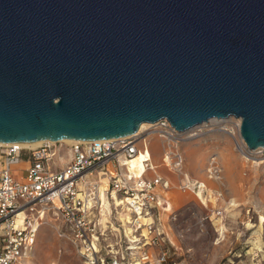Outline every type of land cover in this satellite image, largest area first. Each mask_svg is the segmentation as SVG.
<instances>
[{
  "label": "water",
  "instance_id": "obj_1",
  "mask_svg": "<svg viewBox=\"0 0 264 264\" xmlns=\"http://www.w3.org/2000/svg\"><path fill=\"white\" fill-rule=\"evenodd\" d=\"M231 116L264 147V0H0V143Z\"/></svg>",
  "mask_w": 264,
  "mask_h": 264
},
{
  "label": "built area",
  "instance_id": "obj_2",
  "mask_svg": "<svg viewBox=\"0 0 264 264\" xmlns=\"http://www.w3.org/2000/svg\"><path fill=\"white\" fill-rule=\"evenodd\" d=\"M151 124L113 139L44 141L37 147L0 143V264H30L47 214L58 217L59 236L73 242L85 264L168 263L163 245L155 260L143 251L160 243V214L170 210L163 195L169 182L156 170L150 138L163 141L164 165L184 176L182 188L200 189L203 183L188 179L180 145L199 136L206 124L185 132L166 118ZM237 147L248 160L264 162V147L251 150L239 142ZM141 152L146 155L144 165L136 173L131 163ZM210 158L208 173L220 178L219 158ZM23 160L27 173L19 177L13 168ZM110 232L116 233L113 242Z\"/></svg>",
  "mask_w": 264,
  "mask_h": 264
},
{
  "label": "rangeland",
  "instance_id": "obj_3",
  "mask_svg": "<svg viewBox=\"0 0 264 264\" xmlns=\"http://www.w3.org/2000/svg\"><path fill=\"white\" fill-rule=\"evenodd\" d=\"M205 124L200 135L180 145V149L188 179L203 183L206 203L197 195L198 188H182L184 176L164 165L163 141L150 138L156 152V170L169 182L163 195L170 210L160 214V243L147 245L143 251L155 260L163 245L169 251L166 264H264V162L248 160L238 149L237 142L246 143L238 117L213 119ZM225 125L235 130L234 136L221 129ZM215 155L222 166L220 178L211 177L207 169L210 157ZM56 162L60 165L58 159ZM13 169L19 177L26 176L24 160ZM59 227L55 214L44 217L30 264H85L73 242L59 236ZM109 235L110 241H115L116 233ZM140 240L145 238L141 236ZM133 257L130 255V260Z\"/></svg>",
  "mask_w": 264,
  "mask_h": 264
},
{
  "label": "bare ground",
  "instance_id": "obj_4",
  "mask_svg": "<svg viewBox=\"0 0 264 264\" xmlns=\"http://www.w3.org/2000/svg\"><path fill=\"white\" fill-rule=\"evenodd\" d=\"M213 120V119H212ZM240 125H241V118H238V126L240 127ZM152 126V124L151 123H143L142 125H141V127H140V130H139V132H141V131H144V130H147V128H150ZM221 129H223V130H226L227 132H229V134H231V135H235V130L232 128V127H229V126H226L225 125V127H221ZM67 142H72L73 140H70V139H67L66 140ZM44 141H36V142H17V143H15V144H17V145H20V146H25V147H37V146H40L42 143H43ZM4 144H6V145H8L7 143H4ZM145 154L143 153V152H141L140 154H137L135 157H134V159H133V161H132V166H133V170L136 172V173H139L140 171H141V169L143 168V165H144V163H143V160H144V158H145ZM254 162H256V163H258V164H260V163H262L261 161H257V160H255ZM190 181V180H189ZM191 182V181H190ZM204 192H205V190H204V186L202 185V187L199 189V191H198V193H197V195L202 199V201L203 202H207L208 201V199L205 197V195H204ZM103 196H104V193H103ZM211 200V199H210ZM234 201V200H233ZM235 204V203H234ZM238 204V203H237ZM261 220H262V222H264V216H262V218H261ZM224 225L222 226V229L224 230ZM222 230V231H223Z\"/></svg>",
  "mask_w": 264,
  "mask_h": 264
}]
</instances>
